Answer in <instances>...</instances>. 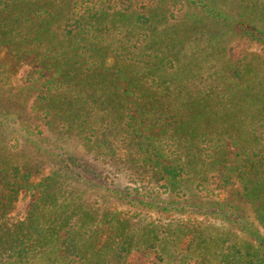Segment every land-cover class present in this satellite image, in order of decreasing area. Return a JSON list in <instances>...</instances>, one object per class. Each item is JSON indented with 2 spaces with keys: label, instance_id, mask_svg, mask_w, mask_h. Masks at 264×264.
Instances as JSON below:
<instances>
[{
  "label": "trees",
  "instance_id": "1",
  "mask_svg": "<svg viewBox=\"0 0 264 264\" xmlns=\"http://www.w3.org/2000/svg\"><path fill=\"white\" fill-rule=\"evenodd\" d=\"M0 264H264V0H0Z\"/></svg>",
  "mask_w": 264,
  "mask_h": 264
},
{
  "label": "rangeland",
  "instance_id": "2",
  "mask_svg": "<svg viewBox=\"0 0 264 264\" xmlns=\"http://www.w3.org/2000/svg\"><path fill=\"white\" fill-rule=\"evenodd\" d=\"M31 68H35L34 64L32 62H26L25 66L22 70V72H25ZM92 157L87 156L84 158L85 163L88 164L90 167L95 165V161L93 159H91ZM99 169H102V172H108V170H106L105 168H102L101 166L99 167ZM112 173V174H111ZM111 173H109L110 176L114 175L115 181L117 183L118 186H125L129 180H127L128 175L130 174L129 170H125V169H121V170H117V171H111ZM29 202L30 201H21L19 204V212H20V217H22L26 210L29 208Z\"/></svg>",
  "mask_w": 264,
  "mask_h": 264
}]
</instances>
